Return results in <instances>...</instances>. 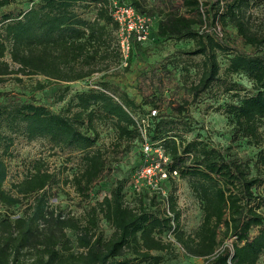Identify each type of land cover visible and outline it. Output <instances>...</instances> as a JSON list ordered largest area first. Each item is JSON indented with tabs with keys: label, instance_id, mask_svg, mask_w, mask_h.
Segmentation results:
<instances>
[{
	"label": "trees",
	"instance_id": "1",
	"mask_svg": "<svg viewBox=\"0 0 264 264\" xmlns=\"http://www.w3.org/2000/svg\"><path fill=\"white\" fill-rule=\"evenodd\" d=\"M24 1L0 0V79L41 77L45 82H38L37 91L55 86L56 103L70 100L66 110L55 112L34 97L0 92V264H165L163 254L172 246L165 237H173L188 256L205 264H259L264 258V53L258 47L264 38L251 32L245 17L253 0H216L211 10L202 0H28L15 12ZM116 5L156 19L150 36L156 41L194 44L185 54L201 56L204 64L191 95L198 98L220 82L227 84L226 92L233 96L220 108L229 129L224 150L199 138L185 139L186 108L167 103L160 74L171 80L175 69L165 64L141 70L135 86L141 103L104 80L105 75L71 94L74 83L122 65ZM217 25L221 37L214 32ZM228 27L244 48L223 43ZM142 44L134 40L123 70ZM221 53L228 57L223 73ZM6 55L17 69L2 60ZM231 76H243L251 87L227 82ZM151 88L154 92L144 97ZM153 110L157 115L150 118L149 142L164 150L170 158L167 171L187 179L202 204L203 221L193 234L181 230L173 194L167 196L163 212L153 211V196L130 205L126 180L116 182L83 219L65 217L50 207V191L59 179L40 161L13 184L15 194L6 190L9 162L19 157V143L44 140L76 161L67 183L89 195L109 174L105 153L97 149L99 129L111 128L119 141L142 143L138 120ZM249 149L255 152L247 154ZM16 208L20 214L13 218ZM102 221L111 228L109 236Z\"/></svg>",
	"mask_w": 264,
	"mask_h": 264
},
{
	"label": "rangeland",
	"instance_id": "2",
	"mask_svg": "<svg viewBox=\"0 0 264 264\" xmlns=\"http://www.w3.org/2000/svg\"><path fill=\"white\" fill-rule=\"evenodd\" d=\"M27 1H24L15 12L22 10L26 6ZM215 2L216 0H202L207 10H211L210 5ZM12 9L14 8L12 7ZM214 13L215 11H212V14ZM245 14L251 32L260 39L264 38V0L251 1L250 8ZM156 25L157 20L152 18L151 34L155 32ZM224 34L223 43L230 48L245 47L243 41L237 38L236 31L233 28H225ZM233 39H236V41H233ZM193 46L194 44L190 41L164 43L156 41L154 36L149 37L142 44L141 50L137 51V57L128 70H123L122 68L125 67L123 65L119 67L113 64L108 72L95 74L91 79L84 82L74 83L71 94L85 90L87 84L102 81V76L105 75L104 80L115 84L121 90L127 91L141 103L143 97L135 88L141 70L155 67L158 63L165 64L169 69H175L173 74H171V80H167L164 73L160 74L166 86L165 98L167 103H173L174 109H178L181 106L186 108L185 113L182 115L189 127L188 133L185 134V139L192 141L199 138L198 140H203L211 147L224 150L229 144L227 135L229 129L220 108L224 103L230 101L233 93L226 92L227 84L220 82L209 92L202 94L198 98L190 94V88L197 85L202 77L204 64V59L201 56L190 57L185 54ZM258 48L261 53H264V44ZM2 60L8 62L14 70L17 69L9 55H6L5 59ZM227 60V55L221 53L222 73L226 68ZM17 78H21L22 82L17 81ZM222 78L224 80L225 76ZM226 80L230 83L242 84L247 88L251 87V84L243 76H231ZM38 82L45 81L41 77L10 75L0 79V92L21 97H34L37 102L51 108L55 112L67 109V102H69L70 98L63 103H56L58 93H55V88L58 87L51 86L46 90L37 91ZM151 89L147 91L144 97L154 92V89ZM148 109L149 107H146V111ZM99 131L101 138L97 149L105 153L109 174L107 180L96 184L89 195L79 194L73 184L67 183V180L72 178L74 171L77 169L76 161H69L67 155L51 149L50 145L44 140H37L31 144L19 143L17 146L19 157L9 162L10 172L5 184L6 190L15 194L12 188L13 184L22 180L33 164L40 161L45 169L56 174L59 179V185L50 191V207L57 209L65 217L73 216L83 219L86 211L102 201L116 182L126 180L125 193L127 203L138 206L140 200L147 199V196H153L156 197V204L152 207L153 211L163 212L167 196L173 194L177 203V210L181 215V230L187 234L196 232L203 221V209L201 202L192 189L191 183L187 179H181L177 176L171 178L162 186L163 192H155L145 185L144 182L137 184L136 187L135 179L137 174L145 166L148 159L143 151L141 141L138 139L119 141L115 131L109 127H101ZM247 152H249L247 154H253L255 150L249 149ZM26 202L30 203L31 199L29 198ZM11 213L14 214L12 216L15 218L20 214V209H13ZM101 227L106 235L109 236L112 233L111 228L105 221H102ZM164 241L172 244L169 251L163 254L165 264H205L204 259L188 256L173 237H165ZM259 264H264V258L260 260Z\"/></svg>",
	"mask_w": 264,
	"mask_h": 264
},
{
	"label": "built area",
	"instance_id": "3",
	"mask_svg": "<svg viewBox=\"0 0 264 264\" xmlns=\"http://www.w3.org/2000/svg\"><path fill=\"white\" fill-rule=\"evenodd\" d=\"M114 20L119 26V44L122 58V65L127 66V61L131 55L134 40L140 43L146 42L151 35L152 18L137 13L132 7L117 6L114 11ZM214 32L221 37L222 30L219 25ZM157 115L152 111L149 117L138 120L139 132L142 137L143 151L148 157L145 166L137 174L135 179L137 184L144 182L155 192H163L162 186L168 180L177 177V173H170L166 167L170 163V158L165 154L161 147H155L149 142L148 128L150 127V118Z\"/></svg>",
	"mask_w": 264,
	"mask_h": 264
}]
</instances>
